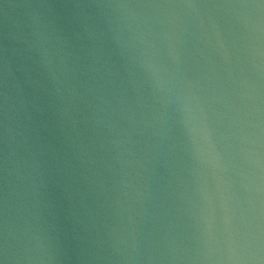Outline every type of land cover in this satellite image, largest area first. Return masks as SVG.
Returning <instances> with one entry per match:
<instances>
[{"label":"water","instance_id":"water-1","mask_svg":"<svg viewBox=\"0 0 264 264\" xmlns=\"http://www.w3.org/2000/svg\"><path fill=\"white\" fill-rule=\"evenodd\" d=\"M0 264H264V0H0Z\"/></svg>","mask_w":264,"mask_h":264}]
</instances>
